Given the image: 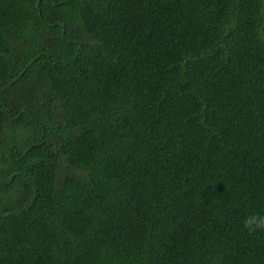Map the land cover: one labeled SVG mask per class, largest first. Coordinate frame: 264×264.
I'll return each mask as SVG.
<instances>
[{
    "label": "trees",
    "instance_id": "obj_1",
    "mask_svg": "<svg viewBox=\"0 0 264 264\" xmlns=\"http://www.w3.org/2000/svg\"><path fill=\"white\" fill-rule=\"evenodd\" d=\"M264 0H0V264H264Z\"/></svg>",
    "mask_w": 264,
    "mask_h": 264
},
{
    "label": "clouds",
    "instance_id": "obj_2",
    "mask_svg": "<svg viewBox=\"0 0 264 264\" xmlns=\"http://www.w3.org/2000/svg\"><path fill=\"white\" fill-rule=\"evenodd\" d=\"M244 227L248 232L255 233L258 230L264 231V214H251L248 215L243 221Z\"/></svg>",
    "mask_w": 264,
    "mask_h": 264
}]
</instances>
